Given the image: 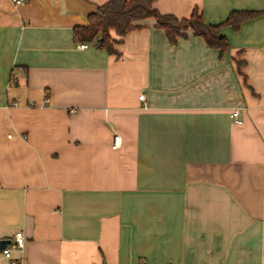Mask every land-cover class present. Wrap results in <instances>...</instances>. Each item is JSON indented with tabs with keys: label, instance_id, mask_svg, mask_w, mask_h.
<instances>
[{
	"label": "crops",
	"instance_id": "crops-1",
	"mask_svg": "<svg viewBox=\"0 0 264 264\" xmlns=\"http://www.w3.org/2000/svg\"><path fill=\"white\" fill-rule=\"evenodd\" d=\"M107 1L0 0V241L23 232L20 264H264V0H155L256 12L225 51L154 17L78 48Z\"/></svg>",
	"mask_w": 264,
	"mask_h": 264
},
{
	"label": "trees",
	"instance_id": "trees-1",
	"mask_svg": "<svg viewBox=\"0 0 264 264\" xmlns=\"http://www.w3.org/2000/svg\"><path fill=\"white\" fill-rule=\"evenodd\" d=\"M154 2L155 0H109L90 14L86 25L74 28V36L76 40L83 42L97 40L100 46L111 50L110 30L123 36L135 27L134 21L154 17L172 43L179 37H185L187 30L191 29L194 34L202 36L208 45L225 51L230 44L227 36L222 33L223 26L232 25L238 29L243 21L257 14L254 11H233L224 23L205 24L199 10H194L188 18L179 19L172 14L160 13Z\"/></svg>",
	"mask_w": 264,
	"mask_h": 264
},
{
	"label": "built area",
	"instance_id": "built-area-1",
	"mask_svg": "<svg viewBox=\"0 0 264 264\" xmlns=\"http://www.w3.org/2000/svg\"><path fill=\"white\" fill-rule=\"evenodd\" d=\"M27 0H12V2L15 5H21L23 3H25ZM78 48L80 49H87L89 47V44L86 42H82L79 43L77 45ZM139 99H144V94L139 96ZM14 104H16V102H14ZM239 114L240 111L239 110H235L233 111V113H231V116L233 119H235V121H237L238 123H243V120L239 118ZM121 145V136L117 133L114 132V140H113V144L112 147L113 148H119ZM25 246V237L24 234L21 230H16L14 231L11 239L9 240L8 244L2 248V254L10 259V264H20L18 259H15L13 257V251H20L22 252Z\"/></svg>",
	"mask_w": 264,
	"mask_h": 264
},
{
	"label": "water",
	"instance_id": "water-1",
	"mask_svg": "<svg viewBox=\"0 0 264 264\" xmlns=\"http://www.w3.org/2000/svg\"><path fill=\"white\" fill-rule=\"evenodd\" d=\"M8 242H9V239H5V240L0 241V248H1V249L4 248L5 245H6Z\"/></svg>",
	"mask_w": 264,
	"mask_h": 264
}]
</instances>
